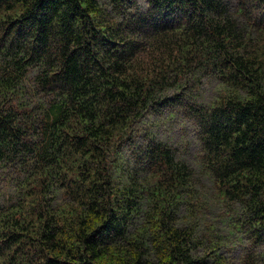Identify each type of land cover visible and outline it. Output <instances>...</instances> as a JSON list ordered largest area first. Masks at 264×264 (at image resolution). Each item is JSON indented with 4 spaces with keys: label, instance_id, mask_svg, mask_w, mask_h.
I'll return each instance as SVG.
<instances>
[{
    "label": "trees",
    "instance_id": "1",
    "mask_svg": "<svg viewBox=\"0 0 264 264\" xmlns=\"http://www.w3.org/2000/svg\"><path fill=\"white\" fill-rule=\"evenodd\" d=\"M175 104L198 169L136 144ZM0 193V264H259L264 0H0Z\"/></svg>",
    "mask_w": 264,
    "mask_h": 264
},
{
    "label": "rangeland",
    "instance_id": "2",
    "mask_svg": "<svg viewBox=\"0 0 264 264\" xmlns=\"http://www.w3.org/2000/svg\"><path fill=\"white\" fill-rule=\"evenodd\" d=\"M137 5L140 7L144 6V0H137ZM202 74L203 73H201V76L203 78L200 77L201 80L196 94L197 100L201 103H208L217 93L220 84L215 76L211 74ZM143 120L144 122L139 124L140 131L135 138L136 144H140L146 139L144 134L146 133V130H148L151 137L167 143L173 151H175L176 156L179 159L198 169V165L195 164L194 153L200 145L194 136L192 124L193 117L189 107L184 108V106L178 104L168 105L165 106L161 112L151 114ZM129 147L130 144L128 143L123 149V157L125 160H127L128 157H131L132 152L134 153L135 151L133 145H131L132 150L128 149ZM130 161L134 162V154ZM131 165L132 164L130 163V166ZM1 196L2 194L0 193V197ZM247 248V242L245 240L241 241L234 246L230 254L234 260L239 261L240 258L245 255L244 252ZM249 252L253 255L251 250H249ZM259 264H264V259H260Z\"/></svg>",
    "mask_w": 264,
    "mask_h": 264
}]
</instances>
